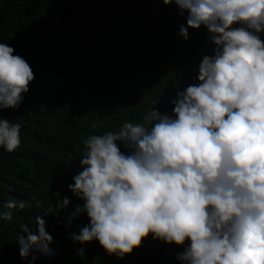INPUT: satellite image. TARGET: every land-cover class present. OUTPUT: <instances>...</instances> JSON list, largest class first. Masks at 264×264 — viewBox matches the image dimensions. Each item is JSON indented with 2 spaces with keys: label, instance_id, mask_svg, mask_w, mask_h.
Returning a JSON list of instances; mask_svg holds the SVG:
<instances>
[{
  "label": "clouds",
  "instance_id": "clouds-1",
  "mask_svg": "<svg viewBox=\"0 0 264 264\" xmlns=\"http://www.w3.org/2000/svg\"><path fill=\"white\" fill-rule=\"evenodd\" d=\"M162 3L185 19L184 40L203 26L212 52L199 61L197 82L176 91L171 113L150 108L142 122L83 140L81 170L68 184L82 203L67 219L84 213L88 223L68 238L95 240L120 259L150 235L182 247L178 264H264V0ZM33 79L26 60L0 42V109L18 108ZM20 129L0 116V148L15 150ZM68 205L64 196L55 208ZM24 207L6 200L0 221ZM54 210L37 215L34 230L19 226L21 258L54 254L42 218Z\"/></svg>",
  "mask_w": 264,
  "mask_h": 264
},
{
  "label": "trees",
  "instance_id": "trees-1",
  "mask_svg": "<svg viewBox=\"0 0 264 264\" xmlns=\"http://www.w3.org/2000/svg\"><path fill=\"white\" fill-rule=\"evenodd\" d=\"M181 24L176 6L162 0H0V42L34 74L20 106L0 109L21 124L19 146L0 148V206L25 202L10 221H0V264H29L33 254V264H178L182 247L150 235L123 259L95 240L80 245L68 234L88 217L81 213L71 223L67 217L82 203L68 184L81 170L83 140L115 132L122 122H142L150 108L171 113L176 91L197 82L198 63L213 45L203 26L189 28L184 40ZM64 196L69 205L56 209ZM49 204L55 210L42 218L54 254L21 258L19 226L34 230Z\"/></svg>",
  "mask_w": 264,
  "mask_h": 264
}]
</instances>
